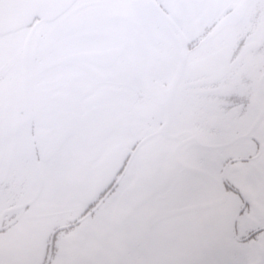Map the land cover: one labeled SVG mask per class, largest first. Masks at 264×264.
<instances>
[{
  "label": "snow or ice",
  "instance_id": "6c2138e0",
  "mask_svg": "<svg viewBox=\"0 0 264 264\" xmlns=\"http://www.w3.org/2000/svg\"><path fill=\"white\" fill-rule=\"evenodd\" d=\"M0 0V264H264V0ZM207 63L166 104L193 26ZM214 42H217L214 44ZM39 93V110L26 97Z\"/></svg>",
  "mask_w": 264,
  "mask_h": 264
},
{
  "label": "flooded vegetation",
  "instance_id": "af4514ba",
  "mask_svg": "<svg viewBox=\"0 0 264 264\" xmlns=\"http://www.w3.org/2000/svg\"><path fill=\"white\" fill-rule=\"evenodd\" d=\"M228 6L232 9L228 15H225L223 8H221L219 12L214 10L205 12V16H207L205 21L206 24H210L217 18H219L220 21L217 27L213 29V32L210 33V36L220 28L224 29V36H227L233 18H251L255 13V8L248 3V0H228ZM124 14L139 27L138 31L134 30L128 37V43L132 48H143L151 55H156L160 46L168 42L166 33L151 29L146 21L141 20L143 11L136 7L132 0H130L129 5L124 9ZM203 31V26L199 24L193 26L191 36L188 38L192 51L183 53L180 60L175 63V71L172 74V86L168 93L159 99H150L146 97L145 102L148 105L153 108H158L161 104L168 103L173 95L183 88L186 78L194 75L202 65L207 63L211 53L203 49L205 40L208 39L201 37ZM215 43L217 42H214V44ZM24 55L25 53L23 50L13 51L10 54L9 64L11 71L9 72L8 80L0 83V93L6 90L10 97L15 95L16 89L14 87V81L21 75V73L17 71V65L18 62L23 59ZM41 103L42 97L39 93L26 97V104L33 110L38 111Z\"/></svg>",
  "mask_w": 264,
  "mask_h": 264
}]
</instances>
